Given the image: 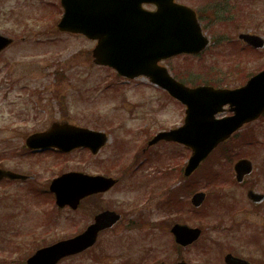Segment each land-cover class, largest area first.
Returning <instances> with one entry per match:
<instances>
[{"label":"rangeland","instance_id":"1","mask_svg":"<svg viewBox=\"0 0 264 264\" xmlns=\"http://www.w3.org/2000/svg\"><path fill=\"white\" fill-rule=\"evenodd\" d=\"M177 1L196 8L211 43L194 58L165 61L173 75L174 69L184 78L185 69L190 77L213 69L219 81H227L231 70L242 69L249 77L264 68V50H243L238 40L245 32L264 37V0L226 1V13L217 14L224 21L212 11L206 12L205 3L211 0ZM60 5L59 0H0V33L14 38L12 46L0 54V160L3 158L5 169L34 176L33 182L0 184V264H19L36 244L70 237L82 231L93 215L108 208L123 212V221L103 233L91 250L61 264L175 263L178 254L169 233L174 223L202 229L199 241L181 250V257L189 263L223 264L224 254L231 252L252 264H264V203L252 207L246 198L248 189L264 193V119L246 125L226 143L234 147L247 135L255 141L253 145L244 143L241 150L236 148L233 153L238 154L231 162L220 154L224 147H218L183 181L179 166H185L189 150L173 143L147 148L145 142L158 131L182 124L181 104L160 90L135 83L123 87L112 71L95 66L91 58L95 42L56 32ZM226 14L231 16L225 19ZM38 40L45 42L39 44ZM226 43L234 46L223 48ZM65 117L71 123L107 131L108 144L96 156L79 150L62 159L50 151L41 153L44 156L16 154L22 152L26 135ZM136 153L141 155L132 178H121L113 189L82 202L76 211L55 208L47 215L51 199L48 195L37 197L36 189L49 177L60 170L115 176L119 173L112 170L114 166L121 163L125 167ZM158 155L163 159L158 161ZM240 158L254 164L253 173L241 187L235 185L232 169ZM210 169L221 174L218 198L205 181ZM187 182L194 185L191 194ZM153 190L155 194L147 199L146 193ZM196 190L205 192L206 199L194 212L190 197ZM44 191L45 187L46 194ZM171 196L184 199V208H167L164 203ZM143 198L145 206L134 210L133 205ZM139 215L146 219L143 227H128Z\"/></svg>","mask_w":264,"mask_h":264},{"label":"water","instance_id":"2","mask_svg":"<svg viewBox=\"0 0 264 264\" xmlns=\"http://www.w3.org/2000/svg\"><path fill=\"white\" fill-rule=\"evenodd\" d=\"M127 1V2H126ZM65 13L58 28L62 31L84 33L90 38H98L99 44L93 50L94 63L108 65L119 74L134 78L146 75L160 84L173 97L188 106L186 124L183 128L169 133H161L156 139L177 140L190 146L193 155L186 168L188 175L232 132L244 123L258 118L264 112V71L252 77L245 86L236 90H216L211 87L188 88L169 77L164 68L158 67L161 58L179 52H199L208 43L202 35L194 13L184 6L160 7L152 14L143 12L138 2L130 0H63ZM166 9V10H164ZM255 48H264V40L255 35H241ZM11 43L10 38L0 35V51ZM229 103L234 115L225 119H215L214 115L221 107ZM58 140L57 146L67 151L78 146H88L95 153L105 140H93L99 135L80 129L57 133L43 137ZM43 142L42 144H46ZM237 180L241 181L252 171L248 160H241L234 166ZM8 176L24 178L0 171V178ZM115 182L103 178H91L80 174L64 175L51 184L56 193L57 202L63 206L75 208L81 198L94 192L107 190ZM250 198L258 200L263 196L249 193ZM203 194L194 197L195 205L204 199ZM119 216L104 213L96 217V223L80 236L59 242L39 250L27 262L28 264H57L62 258L80 253L93 245L100 230L115 223ZM180 244L197 239L199 231L184 239L185 230L179 226L172 229ZM226 264H247L231 255L225 257Z\"/></svg>","mask_w":264,"mask_h":264},{"label":"trees","instance_id":"3","mask_svg":"<svg viewBox=\"0 0 264 264\" xmlns=\"http://www.w3.org/2000/svg\"><path fill=\"white\" fill-rule=\"evenodd\" d=\"M222 77L226 78L225 75H222ZM217 78H219V75H218V72L216 71H211V70H206L202 76H200V78L196 77V79H191L189 81V79L187 80L188 83H193V82H197V83H207V84H216L218 83L219 85H222V84H228L229 82H234V81H219ZM235 80V79H234ZM216 82V83H215Z\"/></svg>","mask_w":264,"mask_h":264},{"label":"flooded vegetation","instance_id":"4","mask_svg":"<svg viewBox=\"0 0 264 264\" xmlns=\"http://www.w3.org/2000/svg\"><path fill=\"white\" fill-rule=\"evenodd\" d=\"M69 123V124H72V125H75V126H79V127H86V126H81V125H78V124H74V123H71L70 121H69V119H68V117H65L64 119H61V120H58V121H52L49 125H48V128H50L51 126H53V125H57L58 127H62L63 126V124H66V123ZM18 128V127H17ZM48 128L46 127V128H41V129H38V130H35L34 131V133L35 132H42V131H45V130H48ZM31 134V133H30ZM29 135V134H28ZM46 151H50V152H52V153H54L55 155H57L58 157H59V159H62L64 156L63 155H60L59 153H58V150L56 149V148H49L48 150H46ZM137 222L138 221H132V222H130L129 223V225H131V224H133L134 225V227H136L137 226Z\"/></svg>","mask_w":264,"mask_h":264}]
</instances>
